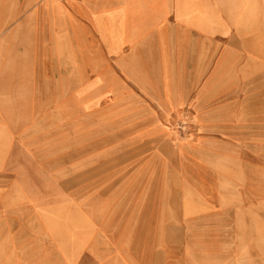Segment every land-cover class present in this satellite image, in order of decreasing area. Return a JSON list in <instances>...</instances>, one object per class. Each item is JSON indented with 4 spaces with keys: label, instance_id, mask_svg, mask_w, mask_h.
<instances>
[{
    "label": "rangeland",
    "instance_id": "obj_1",
    "mask_svg": "<svg viewBox=\"0 0 264 264\" xmlns=\"http://www.w3.org/2000/svg\"><path fill=\"white\" fill-rule=\"evenodd\" d=\"M46 2L0 0V264H264L262 75L233 115L139 131Z\"/></svg>",
    "mask_w": 264,
    "mask_h": 264
},
{
    "label": "crops",
    "instance_id": "obj_2",
    "mask_svg": "<svg viewBox=\"0 0 264 264\" xmlns=\"http://www.w3.org/2000/svg\"><path fill=\"white\" fill-rule=\"evenodd\" d=\"M44 10L55 46L97 75L120 115L147 122L139 131L233 115L218 111L246 106L256 71L264 85V0H48Z\"/></svg>",
    "mask_w": 264,
    "mask_h": 264
}]
</instances>
